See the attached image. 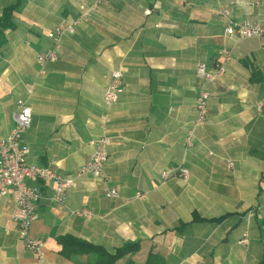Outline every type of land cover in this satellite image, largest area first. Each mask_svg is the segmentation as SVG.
<instances>
[{
    "label": "crops",
    "instance_id": "crops-1",
    "mask_svg": "<svg viewBox=\"0 0 264 264\" xmlns=\"http://www.w3.org/2000/svg\"><path fill=\"white\" fill-rule=\"evenodd\" d=\"M15 2L0 0V18ZM93 2L22 0L15 28L3 32L0 139L14 127L17 102L27 100L29 165L72 175L90 160L92 140L112 142L103 177L78 179L64 203L52 200L51 182L30 183L42 194L32 227L45 242L41 260L19 237L14 201L0 197V264L95 260L64 257L57 239L65 235L109 251L141 242L139 254L118 264H145L151 252L167 264H264V45L226 36L218 12L221 6L233 20L264 25V0H103L62 37L58 61L42 69L36 56L51 48L48 35ZM224 48L231 59L223 76L203 83L198 65ZM114 71L124 90L107 108ZM202 90L208 112L197 127ZM181 168L187 178L178 176ZM106 189L119 197L106 198ZM84 209L90 219L76 215Z\"/></svg>",
    "mask_w": 264,
    "mask_h": 264
},
{
    "label": "built area",
    "instance_id": "built-area-1",
    "mask_svg": "<svg viewBox=\"0 0 264 264\" xmlns=\"http://www.w3.org/2000/svg\"><path fill=\"white\" fill-rule=\"evenodd\" d=\"M103 0H94L92 7L87 12L80 14L67 25L61 24L48 37L52 41L51 48L37 54V62L43 69L48 64L55 63L59 59L61 40L66 34L75 33L78 24L90 16ZM219 2L223 0H218ZM219 16L225 21V34L229 38L257 39L264 45V25L252 23L248 20H233L228 9L219 6ZM231 59L229 49H222L219 58L211 64L201 63L197 67V77L203 83H211L218 80L225 72V64ZM123 74L114 71L109 77L108 88L105 92L104 103L111 108L119 100L123 93ZM26 91L31 94L32 85H26ZM209 103V94L202 90L196 100L197 117L195 125L202 126L206 122ZM14 127L10 133L0 139V197L11 198L14 201L12 221L17 227L19 237L25 247L39 260L44 258L45 242L42 238L34 237L32 234L33 224L38 220V206L42 200V194L38 189L30 186V183L51 182L54 185L52 200L58 204L66 201L68 191L76 184V181L85 176L101 178L104 175V167L109 158L108 148L111 138L104 135L92 140L90 145L93 153L90 160L81 166L72 175H60L48 167L34 166L27 163L29 148L24 143V135L32 124V110L27 100H19L14 113ZM103 124L109 122L108 115L103 116ZM193 131L189 133L188 144H190ZM231 165V164H229ZM232 167V165L230 166ZM178 176L188 177V171L179 169ZM171 171L164 172L162 179L166 180ZM105 196L108 199H116L119 194L114 189H106ZM76 215L90 219L92 214L88 210L76 212ZM246 242V241H245Z\"/></svg>",
    "mask_w": 264,
    "mask_h": 264
},
{
    "label": "trees",
    "instance_id": "trees-1",
    "mask_svg": "<svg viewBox=\"0 0 264 264\" xmlns=\"http://www.w3.org/2000/svg\"><path fill=\"white\" fill-rule=\"evenodd\" d=\"M15 1L14 4L4 9L3 15L0 18V43L4 38L3 32L15 28L13 18L14 14L20 10L22 0ZM195 221L205 220L197 217ZM57 241L62 247L61 254L66 258H70L73 255H93L95 260L89 264H118L126 258H132L139 254L142 249L141 242H129L122 247L116 248L114 251H109L103 246L77 239L71 235L59 237ZM145 264H167V261L162 255L151 252Z\"/></svg>",
    "mask_w": 264,
    "mask_h": 264
}]
</instances>
